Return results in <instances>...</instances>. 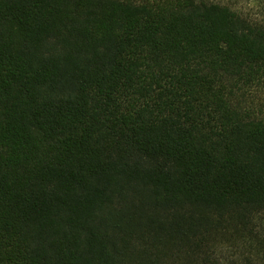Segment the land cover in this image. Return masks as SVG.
I'll return each instance as SVG.
<instances>
[{
    "label": "trees",
    "instance_id": "1",
    "mask_svg": "<svg viewBox=\"0 0 264 264\" xmlns=\"http://www.w3.org/2000/svg\"><path fill=\"white\" fill-rule=\"evenodd\" d=\"M0 264H264V0H0Z\"/></svg>",
    "mask_w": 264,
    "mask_h": 264
}]
</instances>
